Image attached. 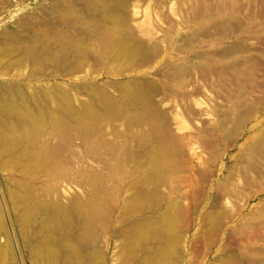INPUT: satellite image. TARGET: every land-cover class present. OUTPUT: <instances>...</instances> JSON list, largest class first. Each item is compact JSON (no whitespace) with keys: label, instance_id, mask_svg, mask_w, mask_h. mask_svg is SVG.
<instances>
[{"label":"rangeland","instance_id":"1","mask_svg":"<svg viewBox=\"0 0 264 264\" xmlns=\"http://www.w3.org/2000/svg\"><path fill=\"white\" fill-rule=\"evenodd\" d=\"M53 2L0 0V40H3L0 43L6 41L2 33H17L24 21L33 17L47 19ZM139 3L143 14L131 23L145 46L149 44L153 49L148 61L139 67L135 63L124 65L122 69L121 65H107L91 58L88 78L82 80L93 79L94 75L98 82L108 85L115 97L119 95L114 88L118 82L141 78L146 80L144 86L152 85L150 96L159 103L160 111L162 107L164 116L167 115L174 154L168 180L159 191L164 196H174L186 208L182 223L177 225L182 239L180 264H220L223 255H233V264H264V153L249 152L264 135V0H142ZM18 67L7 74L0 73V83L9 80L13 85L17 81L27 83L31 79L30 66ZM179 68L183 69L182 73L178 72ZM118 69L122 74H117ZM43 81L47 85V80ZM48 82L66 86L76 104L89 100L83 92L77 98L68 84L81 83L77 77L61 76ZM79 86L76 89L82 91V85ZM128 117H132L130 113L118 116L111 123L103 116L93 134L95 144L92 140L82 143L74 139L66 148L68 151H64L74 166L84 158V166L97 168L94 170L104 176L105 191L101 197L106 203L111 199L114 206L116 200L119 204L132 194L127 184L139 176L130 175L136 165L133 158L127 163V151L139 148L135 144L141 135L149 143L144 157L151 149L152 134L148 126L128 127ZM238 121H242L241 127L235 129L233 126ZM220 122L225 126L220 128ZM51 142L59 145L56 138ZM13 177L14 174L0 169V205L9 238L2 243L7 248L4 261L31 264V245H23L17 212L8 193L17 189L21 194L28 192L46 199L58 197L67 204L74 195L84 198L90 186L82 177L46 183L28 180L17 185ZM201 181L207 185L208 198L200 195L199 210L193 217L187 209ZM114 213L117 215L119 211ZM207 215L217 217L216 227L212 228ZM31 225L34 229L35 224ZM96 231L95 245L104 247L108 232L101 225ZM108 255L109 260L116 257L112 251ZM116 259L114 264H122L121 258Z\"/></svg>","mask_w":264,"mask_h":264},{"label":"bare ground","instance_id":"2","mask_svg":"<svg viewBox=\"0 0 264 264\" xmlns=\"http://www.w3.org/2000/svg\"><path fill=\"white\" fill-rule=\"evenodd\" d=\"M56 1L49 6L47 19L37 17L36 20L30 14L33 18L24 21L17 33L1 34L6 41L0 43V73L7 74L14 67L29 65L31 79L27 83L14 82V85L10 80L0 83V169L14 174L12 180L16 185L28 180L46 183L82 177L90 190L84 193V198L74 195L67 204L58 197L46 199L28 192L21 194L17 189L8 193L17 212L23 245H31L30 262L114 264L117 257L121 258L122 264H180L183 258L178 223L184 219L186 208L173 199L174 196H164L159 191L174 165V154L167 115L164 116L162 107L160 111L159 103L150 96L152 85L145 83L144 86L143 81L146 80L141 78L118 82L114 88L116 86L119 95L115 97L109 92L108 85L98 82L94 75V80H82L88 78L91 58L107 65H121L122 69L124 65L135 63L139 67L148 61L153 49L149 44V47L145 46L131 23L143 14L139 3L142 0ZM17 24L21 23L18 21ZM118 70L117 74H122ZM182 71L178 69V72ZM61 76L77 77L82 81L68 84L74 88L76 97L83 92L89 100L78 101L75 97L79 103L76 104L66 86L48 82ZM45 79L47 85L43 83ZM79 85H82V91L76 89ZM129 113L132 117H128L126 126H148L152 134L151 149L144 157L149 143L141 135L135 144L139 148L130 153L127 151L124 156L127 163L131 160L129 158H133L136 165L130 175L139 176L127 184V190H132V194L119 204L116 200L117 205L115 203L114 206L111 199L109 204L101 197L105 191L104 176L94 170L97 168L84 166V158L74 166L64 156V151L74 139L82 143L92 140L95 144L93 134L103 116L111 122ZM241 122L233 127L238 129ZM219 126L225 125L220 122ZM53 138L58 140V146L52 144ZM111 150L113 153L114 149ZM249 152L264 153V135ZM202 181L201 187L194 189V196L191 194L193 198L191 196L187 209L193 217L199 210L200 195L208 198L207 185ZM116 210L119 211L117 215L114 213ZM214 216L207 215L212 228L217 225V217ZM31 223L35 224L34 229ZM99 225L106 234L108 232L104 247L95 245ZM7 228L0 205V264H7L4 261L7 248L2 244L9 241ZM109 251L116 255L112 260H109ZM227 256L220 258V264L235 262L233 255Z\"/></svg>","mask_w":264,"mask_h":264}]
</instances>
